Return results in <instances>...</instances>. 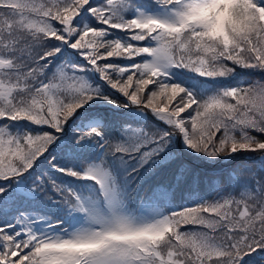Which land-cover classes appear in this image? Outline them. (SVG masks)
<instances>
[{
	"label": "snow or ice",
	"instance_id": "1",
	"mask_svg": "<svg viewBox=\"0 0 264 264\" xmlns=\"http://www.w3.org/2000/svg\"><path fill=\"white\" fill-rule=\"evenodd\" d=\"M0 264H264V0H0Z\"/></svg>",
	"mask_w": 264,
	"mask_h": 264
}]
</instances>
